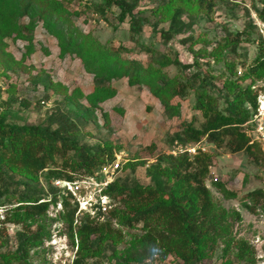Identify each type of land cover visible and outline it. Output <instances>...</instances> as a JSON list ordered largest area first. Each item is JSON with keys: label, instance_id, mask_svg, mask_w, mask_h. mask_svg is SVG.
<instances>
[{"label": "trees", "instance_id": "1", "mask_svg": "<svg viewBox=\"0 0 264 264\" xmlns=\"http://www.w3.org/2000/svg\"><path fill=\"white\" fill-rule=\"evenodd\" d=\"M138 1L104 0L85 5L102 15L109 8L116 7L119 11L117 23L127 22L129 39L135 43L143 27L148 25L152 26L154 34L164 45L183 36L181 42L188 44V49L195 56L192 64L184 65L177 57H171L169 53L161 54L146 45L139 46L147 55L146 65L137 59L124 58L121 51L126 50L120 49V46L111 49L91 34L80 32L73 23V16L78 13L70 12L65 0H0V75L8 77V74L17 71L31 74L33 68L26 66L24 59L34 51L33 32L36 24L41 23L46 33L56 39L60 55H75L96 83L93 92L85 96L88 106L84 114L72 119L67 112L57 108L47 116L45 125L35 126L6 122L0 92V207L29 217L41 216L60 195L56 189L49 187L47 193L50 200L44 198L42 190L36 186L40 175L46 183L54 180L73 182L93 175L108 162L112 156L111 146L81 145L74 136L78 132L77 124L85 125L89 109L114 97L115 92L109 86H99L112 80L126 79L131 87H145L158 100L168 118L180 114L181 105L174 100H183L192 92V109L199 117L192 116L182 122L180 129L173 134L171 144L175 140L181 144L204 140L206 144L223 148L229 154L244 152L253 158L254 163L260 161L259 148L249 144L243 128L256 106V94L251 87L264 72V46L258 33L256 55L249 65H245L247 53L238 51L244 37L253 30L257 32L252 21L247 20L242 29L235 32L225 30L223 38L207 53L209 42L201 34L195 35L191 29L200 16L212 15L213 0H155L156 5L148 9L155 19L151 24L137 16L138 11L135 13L139 9ZM220 1L227 6V15L236 22L238 3ZM258 3L261 9L254 8V12L264 22V0ZM24 17L30 19L22 25L20 19ZM8 38L26 43V51L19 60L7 51ZM199 43L201 48L193 51L192 46ZM200 54L215 63L225 61L227 76L223 73L212 76L221 80L218 94L213 93L210 76L201 74L200 67H209L198 63ZM238 64L244 68L240 76L236 74ZM170 66L185 71L195 70L186 77L169 75L166 69ZM29 79L32 85L41 84L45 91L51 90L62 96L64 103H77L75 96L69 94L64 86L52 82L40 72L29 76ZM14 90V85L8 87L9 92ZM220 100L224 103L223 107H220ZM8 101L12 99L3 101L4 105ZM212 158L207 153H199L192 159L184 154L160 156L158 166L152 168L161 178L156 186H145L131 182L127 177H117L108 186L106 194L116 200L119 207L112 208L108 219L102 223H96L85 215L73 226L76 206L68 209L69 199L60 196V203L66 210L64 218L68 223V237L72 241L76 238L78 242L72 264H102L104 252H114L123 235L119 229L112 228L113 220L126 229H135L140 225L143 232L140 236H133L141 256L138 260L134 257L121 258L123 264H146V260L160 254L161 260L173 256L174 264H200L213 250L216 240L222 237L224 229L214 216L213 201L205 186ZM161 161L168 163L165 168H160ZM4 169L9 173H5ZM213 185L225 197H235V193L222 183L215 182ZM247 197L264 198V192L254 190ZM14 239L15 250L0 252V264H29L28 253L43 239L42 234L18 231ZM235 250L233 260L224 254L220 264H254V249L248 243L241 240L235 242Z\"/></svg>", "mask_w": 264, "mask_h": 264}, {"label": "rangeland", "instance_id": "2", "mask_svg": "<svg viewBox=\"0 0 264 264\" xmlns=\"http://www.w3.org/2000/svg\"><path fill=\"white\" fill-rule=\"evenodd\" d=\"M103 1L65 0L68 2L70 12L78 13L77 16H73V23L80 32L91 34L101 44L111 49L115 50L120 46V49L126 50L121 51L124 58L137 59L145 65L148 59L140 45L153 47L161 54L169 53L171 57H177L184 65L194 62L195 56L188 49V44L181 42L183 36H178L164 45L158 35L154 34L152 26L148 25L143 27L135 43L129 39L127 22L117 23L116 15L119 11L116 7L109 8L102 15L100 12L95 13L91 6L88 9L89 7L85 5L89 2L102 3ZM138 2H140L139 9L135 10V13L138 11L137 16L145 18L151 24L155 19L148 9L154 7L156 1L139 0ZM213 2L215 6L212 15L200 16L191 29L195 35L201 34L209 42L207 53L223 38L225 30L235 32L242 29L243 24L250 20L248 8L245 6H248L252 12L255 11L254 8L261 9L259 0H236L239 3L236 11L237 21L234 22L227 15V6L221 3L222 1L213 0ZM29 19V17L20 19V24H27ZM163 27L166 28V25ZM33 38L34 51L24 59V64L33 68L31 74L17 71L8 74V77L0 75L4 120L18 125L35 126L45 125L47 116L57 108L67 112L72 119L84 114L88 106L85 96L92 93L96 86L93 76L84 70L82 63L75 55H60L56 39L46 33L41 23L36 24ZM243 40L238 51L247 53L245 65H249L257 51V32L253 30ZM6 42L7 51L19 60L26 51V43L15 42L10 38L6 39ZM200 48V43L192 46L193 51H198ZM197 58L199 64H207L209 67V69L206 66L200 67L201 74L210 76V83L214 86L213 93L218 94L221 80L219 77L212 76L220 73L226 75L225 61L215 63L213 59L202 54ZM194 70L195 68L185 71L174 66L166 69L169 75L180 74L182 77L188 76ZM236 70L237 76H240L244 68L238 64ZM38 72L52 82L64 86L69 94L72 93L75 96L77 103L66 104L62 101V96L52 93L51 90L45 91L41 84L32 85L29 76H34ZM102 84L99 86H109L114 90V97L98 104L94 109H89L85 125L77 124L79 128L74 138L79 144L90 147L97 144L111 146L112 156L105 164L116 159L121 161L122 169L118 178L127 177L131 182L156 186L161 178L152 168L158 166L160 156L170 157L168 151L173 134L180 129L182 122L190 120L192 116L199 117V114L192 109L193 93L190 92L183 100L175 99L174 102H179L181 105L180 114L178 117L168 118L158 100L145 87H131L126 79L112 80ZM10 85H14L13 93L8 91ZM262 86H264V72L253 83L251 90L255 92ZM7 99L12 101L4 105L3 101ZM223 106L224 103L220 100V107ZM204 146L207 149L206 153L213 157L205 186L213 201L214 216L222 223L224 229L222 237L216 240L213 250L207 253L200 264H220L224 254L228 259L233 260L236 254L235 242L240 240L254 249V264H264V198L247 197V194L254 190L260 189L264 192L262 154H260V161L254 163L253 158L244 152L229 154L223 148L218 149L209 144ZM255 155H257L256 152ZM167 164L161 161L159 166L165 168ZM4 172L9 173L5 169ZM13 177L20 180L17 176ZM80 180L77 179L75 182L79 183ZM56 181L46 183L40 175L36 186L42 190L47 200H50L47 192L51 187L56 189L60 196L69 199L68 209L76 206L75 220L72 224L75 226L85 216L84 211H80L84 206L77 205L76 199L69 191H66L68 187L63 189L61 184H55ZM215 182L222 183L228 190L235 193V197H225L214 187ZM73 191L78 199L79 196L81 198L87 196L81 188ZM59 197L54 204L49 205L43 215L36 217H29L23 213L16 214L13 211H7L4 206L0 207V252L15 250L14 236L18 231L28 234L39 233L42 234L43 239L30 249L29 264H72L78 242L76 238L72 241L68 237V223L64 218L66 210L63 209ZM111 200V209L119 207L116 200ZM111 226L121 231L123 239L115 246L114 252L110 250L104 252L102 264H123L121 258L125 257H134L138 260L141 252L134 243V237L143 234L140 225L135 229H126L113 220ZM161 255L154 256L145 263L174 264L176 262L173 256L161 260Z\"/></svg>", "mask_w": 264, "mask_h": 264}, {"label": "built area", "instance_id": "3", "mask_svg": "<svg viewBox=\"0 0 264 264\" xmlns=\"http://www.w3.org/2000/svg\"><path fill=\"white\" fill-rule=\"evenodd\" d=\"M229 1L239 3L236 2V0ZM245 7L249 9V18L255 26L264 46V22L260 20L256 13L252 12L248 6ZM0 89H2L1 86ZM254 93L256 94V106L252 111L250 119L243 124V128L249 144L256 145L264 158V86L258 88ZM1 111L2 108L0 107V113ZM204 144H206L204 140L194 144H181L175 140L171 144L168 154L173 157L184 154L192 159L199 153L207 152ZM121 169L122 163L119 159H116L103 165L93 175L82 178L79 183L75 182L76 180L73 182L57 180L55 184H61L63 189L68 187L66 191H69L76 199L77 205L83 204L84 208L80 211H84L85 215L96 223H102L106 220V217L111 210L112 200L106 194V190L118 177ZM80 188L85 191L87 196L82 198L79 196L78 199L73 190H78Z\"/></svg>", "mask_w": 264, "mask_h": 264}]
</instances>
